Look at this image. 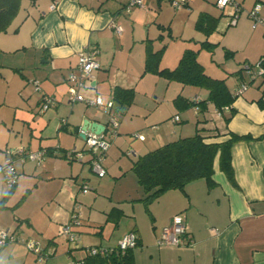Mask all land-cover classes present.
I'll list each match as a JSON object with an SVG mask.
<instances>
[{
  "label": "crops",
  "instance_id": "crops-1",
  "mask_svg": "<svg viewBox=\"0 0 264 264\" xmlns=\"http://www.w3.org/2000/svg\"><path fill=\"white\" fill-rule=\"evenodd\" d=\"M145 1L152 5L150 0H142L143 7L134 6L126 12L124 6L128 0H29L8 30L0 33V82L6 83L0 92V112L3 105L11 109L8 117L6 112H3L6 117L0 113V163L7 149H50L40 164L15 159L14 185H9L0 175V230H9L19 239L2 245L0 264L18 260L19 254L28 250L25 241L29 239L48 252L43 261L68 264L83 258L89 247L117 246L130 230L137 234L132 249L135 264H264V106L258 102L260 97L264 102L262 78L235 95L231 106L236 112L227 123L210 103L205 112H198L196 106L191 108L202 117L201 127L209 136L206 142L223 141L229 138V132L248 135V139L232 146L235 184L215 161L213 184L200 178L183 189H169L144 200L145 192L131 164L138 156L187 136L184 134L189 130L180 124L182 114L177 111L174 99L180 93L191 100L182 93L184 86L180 83L166 82L157 74L144 72L145 45L149 38L138 32L141 23L146 24L144 14L152 8L147 9ZM237 1L244 10L233 29L234 43L226 42L230 40H225L226 30L222 33L224 37L221 35L216 41L221 44L223 38L227 44L223 47L232 52L226 56L229 60L225 63L227 72L234 75V82L219 69L224 54L217 60L219 76L215 74L225 78L232 93L247 78L243 71L241 75L236 73L241 65L255 63L264 56V26L254 24L247 15V9L262 0H253L249 8L245 7V0ZM157 2L161 6L162 1ZM262 10L264 4L259 13ZM151 19L155 21L156 15ZM112 20L121 25L120 34L110 27ZM87 46L97 48L94 58L99 68L92 71L82 91L85 96L100 95L104 101L114 102V87L134 90L131 104L115 109L114 102L110 114L118 119L119 126L102 157L105 174L101 177L90 166L91 154L86 151L84 138L81 137L82 142L77 146L78 140L70 144L64 137L69 138L65 134L68 132L80 137L85 120L108 126L109 114L82 102H67V76L76 71L78 53ZM17 55H21L19 62H11L17 65L11 68L24 79L23 86L31 90L24 96L20 89L21 98L14 95L10 102L8 81L1 69L6 64H2V59L7 61L9 56ZM178 57L174 55L172 62H162L161 58L160 66L173 68ZM44 94L52 96L55 104L40 112ZM200 97L206 96L196 93L193 100L203 99ZM72 149L83 151L81 159L64 154ZM129 150L132 152L128 153ZM84 185L88 187L86 192L81 190ZM18 194L21 199L16 198L11 204L10 200ZM32 194H35L33 201L27 202ZM42 196L44 199L40 200ZM75 206H78L79 223L72 225L77 233V246L73 247L66 242L61 227L70 221ZM111 211L122 214H114L112 219ZM143 214L149 216L148 225ZM176 214L184 218L190 243L182 247L158 246L156 240ZM124 221L131 224L119 233Z\"/></svg>",
  "mask_w": 264,
  "mask_h": 264
},
{
  "label": "trees",
  "instance_id": "trees-1",
  "mask_svg": "<svg viewBox=\"0 0 264 264\" xmlns=\"http://www.w3.org/2000/svg\"><path fill=\"white\" fill-rule=\"evenodd\" d=\"M21 2L22 0H0V33L8 30L20 10ZM260 3L264 4V0ZM219 20L220 16L200 12L195 21V27L208 36L216 29ZM202 45L211 48L215 44L206 38L196 48L188 46L183 50L177 64L173 68H167L160 66L162 49L155 50L152 41L148 39L145 45L144 72L157 74L168 81L178 82L182 87L192 85L205 88L207 95L203 99L199 101L188 100L179 93L174 99V105L178 110L196 106L198 112H205L210 103L227 123L236 112L231 106L236 94L235 91L234 93L230 91L225 78L212 77L206 73L203 65L197 59V53ZM231 54L232 52L225 51L226 56ZM260 58H264V56ZM242 65L241 69L236 72L237 74L242 72ZM247 80L248 77L241 83ZM262 83H264V77H262ZM133 96V89L114 87L115 109L131 104ZM41 102L42 99L40 104ZM258 102L264 106L262 97L258 99ZM204 131L203 127L196 128L194 134L180 136L168 141L138 156L132 162L130 168L145 192L144 200L158 196L169 189H183L187 183L200 178L205 179L210 185L213 184L212 176L215 161H217L218 168L226 178L235 184L231 161L232 146L237 141L248 139V135L229 132V138L223 141L206 142L205 139L209 136L205 135ZM49 152L50 149H47V153ZM117 213L122 214V212L111 211L109 218L115 219L113 217ZM132 249L133 247L120 249L117 245L108 248L109 251L106 253L91 254L88 252L80 260L83 261V264H135Z\"/></svg>",
  "mask_w": 264,
  "mask_h": 264
},
{
  "label": "built area",
  "instance_id": "built-area-1",
  "mask_svg": "<svg viewBox=\"0 0 264 264\" xmlns=\"http://www.w3.org/2000/svg\"><path fill=\"white\" fill-rule=\"evenodd\" d=\"M168 2L173 7H183L187 6L189 0H168ZM55 2L52 3L51 7H54ZM215 5L219 8L222 13L228 16V24L235 25L242 11V7L237 0H215ZM138 6L143 7L142 0H128L124 6V10L129 12L132 7ZM262 4L260 2L254 3L252 8L247 11V15L251 18L254 24H261L264 26V16L260 15L259 11ZM110 27L117 34L122 32V27L116 21L110 22ZM98 52L95 47H84L77 57L76 71H72L67 76V82L69 83V90L67 95V101L70 104L77 102H82L88 106L95 108H100L105 112L109 113L108 126L104 131L100 133L86 132L85 134V147L86 151L91 154L90 166L92 170L98 175L103 176L105 174V169L102 165V157L108 150L111 139L117 134V129L119 126L118 119L112 116L109 109L113 106L112 100L104 101L100 95L85 96L82 91L86 88L87 83L92 77V71L99 68L98 62L95 60V55ZM242 71L247 74L248 80L244 81L235 88V94L240 95L247 87L248 84L255 81L257 78L264 77V58H260L253 64L244 63L242 65ZM35 83V82H34ZM36 90H39V86L35 83ZM55 104V100L44 94L42 96V102L40 104L39 110L41 112L45 111L50 106ZM178 117L176 116L175 119ZM134 136L143 139V135L134 133ZM132 151L129 150L128 153ZM66 155L71 156L75 159H81L83 156V151H76L75 149L65 151ZM47 155V149L40 148L37 150H28L25 147H18L15 149H7L5 151L4 160L0 163V175H3L6 182L9 185H13L16 182V172L14 169L13 162L18 159L22 162L26 160L35 161L40 164ZM88 187L86 185L82 186L81 190L86 192ZM79 212L78 206H75L70 214V221L62 225L61 233L64 235L69 244L76 247L77 233L72 228L73 224H78ZM17 236L10 232L9 230H2L0 232V245H5L10 242H15L19 239ZM187 231L184 218L181 214L174 215L169 224L166 225L159 238L156 240V244L160 247H182L190 243L187 239ZM137 243V234L134 230H130L123 235L119 240L118 246L120 249L132 248ZM25 246L28 250L33 251L40 260H44L47 257V253L44 249L39 247L38 243L32 239L25 241ZM108 248L102 246L89 247L88 252L91 254L95 253H106ZM72 264H83L80 259H73Z\"/></svg>",
  "mask_w": 264,
  "mask_h": 264
},
{
  "label": "rangeland",
  "instance_id": "rangeland-1",
  "mask_svg": "<svg viewBox=\"0 0 264 264\" xmlns=\"http://www.w3.org/2000/svg\"><path fill=\"white\" fill-rule=\"evenodd\" d=\"M28 1L29 0H22L20 13H22V10L26 6V4H28ZM150 1H151L152 5H148V3H146V1H145V6L147 7V9L149 6H151L152 8L149 11L150 13L144 14L143 19L145 21H143V22H146V24L141 23V25L139 26V32L138 33H141V35H143L146 39L149 38L152 41L153 47L156 50L162 49V56H161V58H163L162 62H164V61L172 62V60L174 59L173 58L174 55L181 56L183 50L186 47L190 46V47L196 48V47L200 46L202 41H204L206 38H208V41L215 43V45L212 46L211 48H208V47H205L202 45L200 50L197 53L198 61L203 65L206 73H209V75L211 74L212 77H216V76H219V70L216 68L217 60H221L220 58L222 57V54H224L225 59L222 61L224 63H222V66L220 65L221 68L219 67V69H222L226 73L225 75L228 78H231V80H233V82H234V75L229 74V72H227V64L225 63V61L229 60V58L226 57V55H225L226 49L223 47V44L227 45L225 43L226 39L227 40L230 39L229 41H226L227 43H229V44L234 43L233 37H232L234 34L233 29L235 28V25L237 23L235 25L227 26L228 21H229L228 16L225 15L224 13H222V11L215 6L214 0H189V6H183V7H177V8L173 7L168 2V0H161L162 1L161 6L158 5L157 0H150ZM252 2H253V0H245V2H244L245 7L247 6V8H249ZM243 10L244 9L242 8V11ZM249 10H250V8L247 9V11H249ZM205 11H208V12H211L212 14L220 16V20L218 22L216 29L214 31H212L208 36H206L203 32H201L200 30H198L195 27V21L197 20L198 14L200 12H205ZM260 13L264 14V10H262ZM153 15H156L155 21H154V19H151V17ZM262 16H264V15H262ZM225 30L227 32L225 40H223V38H222L221 44H216V41L219 40V38L221 37L222 33ZM222 37H224V35H222ZM223 41H224V43H223ZM20 57H21V55H17L16 57L9 56L10 59L7 61H4L2 59V62H3L2 64H6L5 65L6 67H2L1 69L3 70V73H5V76H6L7 81H8L7 88H9V90H10L9 91L10 92L9 98L11 100L10 102H13V99L15 98L14 95L17 96L18 98H21L18 95V92L20 89L23 91L22 93L24 96L25 95L27 96V93L31 90L29 86H23L24 79H21L18 71H15L11 68V67L17 66V65H15V66L12 65L11 62L12 63H13V61H15L14 63L19 62ZM226 58H228V59H226ZM25 71H24V69H21V72H23V74H26ZM215 74H218V75L215 76ZM232 77H233V79H232ZM161 78L164 79L166 82H171V81L166 80L163 77H161ZM231 80H230V82H231ZM4 88H6V83L0 82V92ZM183 88L184 89H182V93L191 100H193V96L196 93H200V96H206L207 95V90L205 88H202V87L185 85ZM180 90H181V88H180ZM31 95L33 96V93ZM138 95H139V98L140 97L142 98L141 94H138ZM201 98H203V97H200V99ZM77 103H79V102H77ZM164 107L165 106H162V109ZM191 108L192 107L184 108V109H180V110L177 109V111L180 112V114H182V119L180 121V124L184 125L185 128H187L189 130V132H187V133L184 131L185 132L184 135H187V136L194 134L197 124H198V127H201V124H200V122L202 120L201 115L198 116V114H196ZM1 111L2 112H0V113L2 115H4V117H6V115L3 112H6L7 117H8V113L11 111V109L8 106L3 105L1 108ZM8 120L9 119L7 118L6 123L8 122ZM6 126H9V123ZM68 133H65V134H67L69 136V138L66 135H64V137H66L67 140L69 139L70 144L75 143L76 140L79 141V143H76L77 146H78V144L79 145L81 144V142H82L81 137H79L77 134H68ZM94 174L96 176H98L96 173H94ZM3 188H4L3 190L6 189L5 186ZM34 195L35 194H32V196L27 200V202L33 201ZM19 196H20V194H18L14 198H12L10 200V203L12 204L14 201H16V198L19 199ZM43 197L44 196H42L40 198V200H42ZM11 208H13V207H11ZM8 211H10V210H8ZM44 212L46 215L47 209H44ZM143 221L146 225L149 224V216L147 214H143ZM130 224H131L130 222L124 221V223H122V225L119 228V233L125 231V229L128 228L130 226ZM4 229H7V228H4ZM10 229H12V228H10ZM1 231L2 230H0V232ZM117 234H118V232L115 235H117ZM66 242H67V240H66ZM1 247H3V246H0V248ZM63 259H67V258H63ZM70 262H68V264ZM64 263H65V261H64ZM10 264H50V261L49 260L42 261L37 257V255L33 251L31 252L28 250H24V252L19 254L18 260H16V261L13 260L10 262ZM65 264H67V263H65ZM157 264H159V263H157Z\"/></svg>",
  "mask_w": 264,
  "mask_h": 264
},
{
  "label": "water",
  "instance_id": "water-1",
  "mask_svg": "<svg viewBox=\"0 0 264 264\" xmlns=\"http://www.w3.org/2000/svg\"><path fill=\"white\" fill-rule=\"evenodd\" d=\"M113 106H114V103H113ZM113 106L109 109V111H111L113 109ZM97 109H100V108H97ZM100 110L102 111V113H105L106 115L109 114L108 112H105L102 109H100ZM105 126H106L105 124L91 123L90 121L85 120L83 122V126H82L81 131H80V137L85 138V134L88 130L90 132L100 133V132L105 130V128H106Z\"/></svg>",
  "mask_w": 264,
  "mask_h": 264
}]
</instances>
